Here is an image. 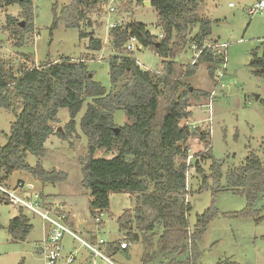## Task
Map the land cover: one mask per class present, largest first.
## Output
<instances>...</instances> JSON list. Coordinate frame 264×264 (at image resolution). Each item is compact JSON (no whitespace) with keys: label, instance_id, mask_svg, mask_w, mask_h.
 <instances>
[{"label":"trees","instance_id":"1","mask_svg":"<svg viewBox=\"0 0 264 264\" xmlns=\"http://www.w3.org/2000/svg\"><path fill=\"white\" fill-rule=\"evenodd\" d=\"M203 1L151 0L162 38L137 21L110 29L109 39L118 51L108 59L110 89L92 76L88 77L91 72L85 60L72 61L62 56L58 60L43 61L39 66L23 67L16 74L0 56V107L12 110L15 117L9 133L5 134L6 143L0 146V186H4L15 171L31 174L41 185L65 181L66 172L43 167L41 158L45 155V142L55 133L67 139L75 131L79 110L89 99L80 118V129L88 140L89 154L82 161L81 184L93 196L91 214L109 210L111 193H128L134 197L133 207L125 209L117 223L127 242L141 240L145 246L141 264H149L157 254L163 257L158 264H195L200 255L197 240L213 214H197L194 229L189 230L188 215L192 207L186 202L185 178L188 150L181 142L192 135L197 136L206 150L203 156L208 159L211 158L210 133L199 127L191 130L180 122L192 115L187 110L191 95L209 97L210 93L197 89L189 91L190 86L182 88L183 78L194 75L197 63L203 62L207 64V74L216 81L215 73L223 61L211 47L202 50L196 62L190 65L175 58L189 43H196L198 49H202L211 34V19L197 12ZM106 2L71 0L60 14L54 11V26L62 21L67 27L77 28L80 38L89 39L88 50H100L102 39L79 27L88 13L99 11ZM14 4L19 5L21 17L31 22L32 0H0V6ZM14 20L9 18L16 24ZM88 22L91 24L90 20ZM19 26L22 28L20 21L15 28ZM21 30L23 35L31 32L32 22ZM132 35L138 38L142 47L163 58L160 70L142 71L136 59L127 54L130 52L123 45ZM257 49L252 50L249 65L252 73L264 78V47L261 54ZM261 103L264 105V100ZM16 107L20 108L18 112ZM60 107L67 108L70 116L64 132L55 127ZM118 109L127 114L131 123H115L114 113ZM98 149L115 154L109 158H95L94 151ZM28 153L37 158L35 165L28 164ZM194 165L201 171L199 161L195 160ZM210 168L216 183L214 187L232 189L243 195L246 202L243 214L257 215V220L261 219L264 150L262 158L254 150L249 151L242 164L230 167L225 174L220 162L213 161ZM221 176L225 177V185L219 183ZM203 184L200 191L206 188L205 175ZM0 202H9L6 193L1 191ZM19 211L18 216L9 220L7 230L12 240L23 241L31 225L27 215L21 209ZM158 229L161 230L154 241ZM119 243L109 242L105 246L108 254L121 248Z\"/></svg>","mask_w":264,"mask_h":264},{"label":"rangeland","instance_id":"2","mask_svg":"<svg viewBox=\"0 0 264 264\" xmlns=\"http://www.w3.org/2000/svg\"><path fill=\"white\" fill-rule=\"evenodd\" d=\"M70 1L32 0L33 30L25 35L21 29L31 22H26L21 17L19 5L0 6V56L16 74L23 67L39 66L43 61L58 60L62 56L69 57L72 61L81 58L88 63L93 79L100 81L106 89H110L108 59L118 51L113 48L109 39L108 24L121 20L123 24L137 21L146 24L150 33L158 34L161 33V29L158 27L156 10L154 6L144 3L151 0H107L108 2L100 6L99 11L88 13L80 22L81 30L92 32L94 37L103 41L102 49L92 51L87 48L89 39L80 38L77 28L67 27L62 21L54 26V11L57 10L60 14L63 6ZM252 1L257 0H204L197 10L199 15L211 19L210 36L226 44L227 61L224 71L222 70L220 84L207 74V64L203 62L197 63L194 75L183 78L182 88L192 86V89L208 93L213 89L215 93L211 99L210 96L191 95L187 110L192 112V115L180 122L189 126L191 130L199 127L203 129L202 131L210 133L211 158L208 159L203 156L206 150L197 136L192 135L185 142H181V146L187 148L188 156H192L190 166L193 170L186 180V202L192 207L188 215L190 231L194 229L197 214L205 212L213 214L197 240L200 255L195 264H264V208L260 211L259 220L257 215H244L245 197L232 189L214 187L216 183L211 177L210 168L213 161L220 162L221 171L225 174L230 167L242 164L252 150L263 157L264 105L261 100H264V78L252 73L249 62L253 49L258 47V54L263 51L264 11L249 16L246 9ZM230 2L233 3V7L229 6ZM111 6L115 7L113 12L108 11ZM9 18L15 19L16 24L9 21ZM19 21H23L24 26L15 28ZM195 31L196 28L193 29V33ZM127 54L134 57L141 68L149 71H158L161 68L162 57L148 48L141 47ZM194 57V50L189 43L175 59L190 65ZM87 101L89 99L84 102L77 114L75 131L67 139L56 133L52 134L53 137L47 141L41 162L45 169L55 168L67 173L65 181L51 184L49 187V190L58 196L56 203L59 205L56 207L62 210L64 206L61 201H67V204L79 213L80 219L86 220L87 225H98L94 220L95 214H91L89 210L90 202L93 200L91 191L81 184L82 161L89 154L87 137L80 129V118L86 109ZM16 108L18 112L20 108ZM114 114L115 123H131V119L123 110L118 109ZM57 117L56 130L60 126L64 132V125L70 118L67 108L60 107ZM14 120L12 110L0 107V146L6 143L5 134L9 133ZM94 152L95 158H109L115 154L112 151L105 152L103 149ZM195 160L199 161L201 171L195 169ZM36 161L37 158L28 153V164L35 165ZM203 175L206 178V188L200 191L205 185ZM219 181L221 185H225L224 176H221ZM133 198L125 192L110 195L109 210L102 211L100 230H97L95 241L100 238L106 244L127 241V238H123L124 231L118 227L117 218L122 211L133 207ZM15 209L17 207L11 203H0V264H17L21 260L23 264H44L39 247L52 232L49 223L32 211L21 209L28 216L33 229H30L25 240H12L9 238L7 224L9 218L16 213ZM160 230L158 229L153 237L154 241ZM43 233L44 237L39 245L38 239ZM78 235L82 237L79 233ZM60 243L64 256L65 248H73L75 260L72 264H141L142 255L146 250L141 240L129 242L128 255L119 252L116 256H108L112 262L110 263L102 257L92 255L87 247L76 239L72 240L69 234H65ZM152 251L154 249L150 252ZM106 255H109L108 252ZM162 259V255L157 254L149 264H158ZM64 262L63 257L56 264Z\"/></svg>","mask_w":264,"mask_h":264},{"label":"built area","instance_id":"3","mask_svg":"<svg viewBox=\"0 0 264 264\" xmlns=\"http://www.w3.org/2000/svg\"><path fill=\"white\" fill-rule=\"evenodd\" d=\"M229 6H233V3L230 2ZM114 10H115L114 6L108 8L109 12H113ZM246 10L249 16L261 14L264 11V0H257L252 2L250 5L247 6ZM121 21H113V23H109L107 29H112L115 26L124 25L123 22L121 23ZM154 35H156L158 38H162V32ZM191 46L192 49L194 50V55H195L191 64L196 62V58L200 56L199 54L201 53V51L204 49H208V47L213 48L216 54L219 55L223 63L221 64V68L216 71L215 79L220 84V81L223 77L222 70L225 68L227 61V57H226L227 55L225 54L226 44L208 42V43H204L202 49H198L196 43H192ZM123 47L127 52L132 53L134 50L141 48L142 45L139 42L138 38L132 35V36H128V39L124 43ZM136 63L138 64L139 62L136 60ZM140 69L142 71H149L141 67ZM214 94H215L214 90L212 89L210 91L209 99H211L214 96ZM208 107L210 108V103L208 104ZM191 158L192 156L189 155L186 161V172H185L186 180L188 179L189 175L193 170V168L190 166ZM0 191L2 193H6L9 201L8 203L15 205L17 208L23 210L27 209L29 211H32L33 213L39 215L42 220L44 219L49 223L52 232L46 240H43L41 246L39 247L44 264H56V262L63 257L65 259L64 264H72L74 262L75 255L73 253H70L65 256L62 255V248L60 241L65 234H69L74 239L80 241V243L83 246L87 247L90 250L92 255L99 256L100 258L102 257L107 262L112 263L111 260L103 252L104 247L107 244L102 238L97 240L95 243H91L77 236V234L72 229H70V227L65 221L66 213L63 210L61 211L60 208L56 206H50V205L48 206V204L44 202L41 193L38 192L31 183L26 181L23 182L19 181L16 183L15 187L13 188H8L5 185L0 186ZM102 211L103 210H99L95 213L94 220L97 224H99L101 221V215L103 213ZM119 246H121V248H128L129 244L126 240H123L119 243Z\"/></svg>","mask_w":264,"mask_h":264},{"label":"crops","instance_id":"4","mask_svg":"<svg viewBox=\"0 0 264 264\" xmlns=\"http://www.w3.org/2000/svg\"><path fill=\"white\" fill-rule=\"evenodd\" d=\"M252 2H254V1H252ZM231 7H233V6H231ZM208 42L209 43H212V42L213 43H220V41L217 38L213 39L210 35L207 38V40L205 41V43H208ZM162 60H163V58H162ZM162 60H161V67H162ZM52 137H53V135H51L46 140V142H45V149L47 148V146H46L47 145V141H49ZM14 177H15V179H14ZM19 181H21V182L26 181V182L31 183L33 185V187L37 191H39L41 193V195L43 196L44 202L46 204H49L50 206H57L58 203H56V201H58V200H56V199L58 198V196L55 195V193L53 191H50L49 190V187L51 186V184H42L41 185V183L38 180L34 179L31 174L26 173L24 171L23 172L15 171V172H12V174L9 176V178L5 182V186L8 187V188H13V187H15L16 183L19 182ZM125 194L129 195L128 193H125ZM61 204H63V206H64V208L62 210L66 213V217H67L66 223L68 224V226L70 227V229H72L77 234V236H79L78 233L80 235H82V237H80V236L79 237L82 238L83 240L89 241L91 243L92 242L95 243L97 241V240L95 241V239L97 237V230H100V228H99L100 223L98 225H94V224L87 225L86 224V220L85 219H80L79 213H77L75 209H73L69 204H67V201H61ZM89 210L91 211L90 208H89ZM15 211H16V213L13 214L11 218L19 215V212H20L19 209L17 208V209H15ZM11 218H9V220ZM29 224L31 225V230H32L33 229V225L30 223V220H29ZM43 237H44V233L41 235L40 239H38V244L41 242V240L43 239ZM70 237L72 238V240H75L71 235H70ZM9 238H11V236ZM129 242H131V241L128 240V244H129ZM37 247H38V245H37ZM73 251H74L73 248H65V255L70 254V253H73ZM104 252H106V254H107L106 248H104ZM119 252H122V253H124L127 256L128 255V248H126V250H124V248H119L116 251L110 252L109 255H106V254L105 255L107 257L108 256H116L117 254H119ZM40 255H41V252H40ZM85 259H87V257H85ZM21 261L23 262V260H21Z\"/></svg>","mask_w":264,"mask_h":264},{"label":"water","instance_id":"5","mask_svg":"<svg viewBox=\"0 0 264 264\" xmlns=\"http://www.w3.org/2000/svg\"><path fill=\"white\" fill-rule=\"evenodd\" d=\"M150 2L151 1H145L144 3L147 4V5H150ZM20 23H21L22 26H24V22L23 21H20ZM91 76H92V74L89 73L88 77H91ZM191 90H192V86L189 87V91H191ZM256 98L258 99V97H256ZM116 130H117V128H116ZM57 131H59V132L62 131L60 126H59V128H57Z\"/></svg>","mask_w":264,"mask_h":264}]
</instances>
